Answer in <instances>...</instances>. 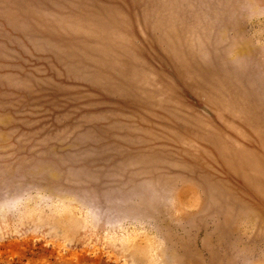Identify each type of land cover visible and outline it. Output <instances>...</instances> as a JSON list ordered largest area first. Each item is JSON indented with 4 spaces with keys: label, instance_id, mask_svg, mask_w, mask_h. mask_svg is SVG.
<instances>
[{
    "label": "rangeland",
    "instance_id": "374dc122",
    "mask_svg": "<svg viewBox=\"0 0 264 264\" xmlns=\"http://www.w3.org/2000/svg\"><path fill=\"white\" fill-rule=\"evenodd\" d=\"M0 264H264V0H0Z\"/></svg>",
    "mask_w": 264,
    "mask_h": 264
}]
</instances>
